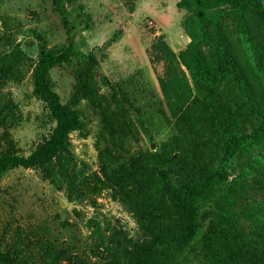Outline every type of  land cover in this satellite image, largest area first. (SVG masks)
Instances as JSON below:
<instances>
[{"label":"rangeland","instance_id":"1","mask_svg":"<svg viewBox=\"0 0 264 264\" xmlns=\"http://www.w3.org/2000/svg\"><path fill=\"white\" fill-rule=\"evenodd\" d=\"M60 2L64 15L52 0H0V55L22 53L18 69L0 88V112L5 105L13 112L5 124L0 120V153L28 156L55 128L46 105L33 95L37 51L72 43L90 57L49 73L61 104L75 110L83 125L69 135L68 150L48 164L54 182L45 180L39 170L21 167L0 178V255L19 264H46L45 252L52 248L68 255L61 264H108L116 246L122 248L121 257L130 256L150 237L111 191L96 182L99 150L108 147L116 155L128 156L160 152L185 128L180 111L189 107L200 116L201 107L192 108L190 102L200 103L202 98L184 63L194 47L208 57L203 34L220 33L226 38L249 89L264 106V74L247 57L251 51L241 27L248 26L259 44L264 43V30L244 11L226 5L197 13L187 8L191 0ZM230 99L223 97L232 118L250 132L261 115ZM194 127L200 140L216 151L210 125L194 121ZM108 130L115 135L112 139ZM205 150L211 161L209 148ZM261 161L243 175L246 195L233 206L245 233L253 225L242 208L264 205ZM230 173V180L242 175L238 165ZM210 216L203 231L212 222ZM201 250L199 244L188 256H175L171 264H204Z\"/></svg>","mask_w":264,"mask_h":264},{"label":"trees","instance_id":"2","mask_svg":"<svg viewBox=\"0 0 264 264\" xmlns=\"http://www.w3.org/2000/svg\"><path fill=\"white\" fill-rule=\"evenodd\" d=\"M52 1L64 15L60 0ZM191 1L187 8L197 13L226 5L244 11L264 30V0ZM63 21L66 23V19ZM241 32L251 51L247 57L264 74V43L253 41V31L248 26L241 27ZM203 38L209 46L208 57L194 47L188 62L184 63L195 82L197 95L202 98L200 103L190 102L192 108L201 107L200 116L193 114L189 107L180 111L179 120L185 128L163 144L160 152L116 155L108 147L98 152L96 182L111 191L113 198L132 214L140 229L150 237L146 243L135 247L130 256L121 257L122 248L116 246L112 251L114 260L108 264H171L175 256H188L199 244L205 254L204 264H264V205L249 204L246 209L242 208V214L253 225L249 233L242 231L239 214L233 210L235 202L246 195V185L241 182L243 175L264 159V106H259L249 89L243 69L228 48L226 38L220 33L203 34ZM192 39L196 43L194 36ZM30 48L34 53V47ZM21 55L18 50L0 55V88L18 69ZM89 59L72 43L37 51L33 95L46 105L55 128L28 156L11 151L0 153V178L21 167L39 170L45 180L54 182L55 173L48 164L68 150L69 135L81 131L83 125L75 110L61 104L49 83V73L55 68L71 66L74 61ZM223 97L258 112L261 120L250 132L243 131L232 118V110ZM12 115L10 106L5 105L0 112L1 122L5 124ZM194 121L210 125L216 137L213 141L216 151L200 140V133L194 132ZM107 133L109 139L115 136L110 130ZM204 147L209 148L211 161ZM254 153L257 156L252 158ZM233 165L240 167L242 175L230 180ZM211 205L214 206L212 212L209 211ZM210 214L212 222L203 231L206 216ZM45 255L46 264H61L68 258L64 252L52 248H48ZM0 259L2 264H8V260L10 264H19L3 255Z\"/></svg>","mask_w":264,"mask_h":264},{"label":"water","instance_id":"3","mask_svg":"<svg viewBox=\"0 0 264 264\" xmlns=\"http://www.w3.org/2000/svg\"><path fill=\"white\" fill-rule=\"evenodd\" d=\"M152 148H153V146H152Z\"/></svg>","mask_w":264,"mask_h":264}]
</instances>
